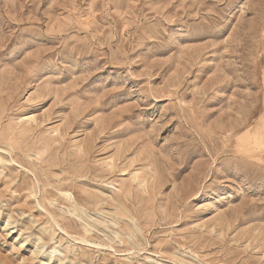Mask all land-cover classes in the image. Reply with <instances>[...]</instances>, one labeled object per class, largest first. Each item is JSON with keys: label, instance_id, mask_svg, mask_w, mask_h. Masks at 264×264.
I'll return each mask as SVG.
<instances>
[{"label": "rangeland", "instance_id": "rangeland-1", "mask_svg": "<svg viewBox=\"0 0 264 264\" xmlns=\"http://www.w3.org/2000/svg\"><path fill=\"white\" fill-rule=\"evenodd\" d=\"M0 264H264V0H0Z\"/></svg>", "mask_w": 264, "mask_h": 264}]
</instances>
